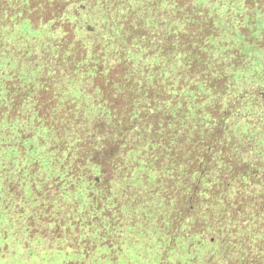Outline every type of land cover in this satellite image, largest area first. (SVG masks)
<instances>
[{
  "label": "trees",
  "instance_id": "trees-1",
  "mask_svg": "<svg viewBox=\"0 0 264 264\" xmlns=\"http://www.w3.org/2000/svg\"><path fill=\"white\" fill-rule=\"evenodd\" d=\"M0 65L20 251L264 264V0H0Z\"/></svg>",
  "mask_w": 264,
  "mask_h": 264
},
{
  "label": "rangeland",
  "instance_id": "rangeland-1",
  "mask_svg": "<svg viewBox=\"0 0 264 264\" xmlns=\"http://www.w3.org/2000/svg\"><path fill=\"white\" fill-rule=\"evenodd\" d=\"M7 68H4L3 65H0V82L2 80H5L7 77H9V72L7 70V72L5 71ZM5 71V72H3ZM2 138L3 139H7L9 138V136L4 133V136L2 135ZM0 138V139H2ZM14 156L13 158H16L17 157V153L14 152ZM14 192L11 191L9 192V194H13ZM12 196L11 199H9V202L10 203H7L6 205L8 206H4L3 209H2V212H6V209L9 210V211H15L14 209V205L15 203L12 201V198H14L15 196L13 195H10ZM1 206V205H0ZM3 206V205H2ZM1 208V207H0ZM2 212H0V215H2ZM9 220L15 224V223H18L17 221V217H15L14 213L13 212H10L9 214ZM8 217V216H7ZM1 219V218H0ZM28 222V221H27ZM123 223V221H121ZM41 224V221L39 222V225ZM32 229V228H31ZM123 231H124V234L122 235V238H123V241L125 239L127 240H134V242L136 243H132V245L130 246V249L131 251L129 252V254L132 256V257H123L122 258V263L121 264H140V263H137V261L139 262V258L136 256V254L140 257L141 256V253L142 255L144 256V252L141 251V244L139 242V239H141V236L140 235H135L134 233H132V230H129V228H127V226H125L123 224ZM5 232L4 231H0V264H45L47 261H43L41 260V258H34V257H38L39 255L40 256H44V257H47L48 254H49V250H46V248H44L43 250H41V252H37L35 251L34 249V245L37 247L39 246H42L41 242L45 241V239L43 238V236L41 235H34L33 237L29 234L27 235L26 237V240L25 241H29L28 242V245L27 246H23V252L19 250V243H16V242H11L10 241V236H4ZM34 240V241H33ZM52 240V243L50 242V250L51 251H54V252H60V250H62V252H65V254H69L71 252V250L73 249L72 247L70 246H67V248L65 249H61L60 248V244H61V240H60V237L55 235L53 238H51ZM26 244V243H25ZM95 245H92L91 248H93L90 253H86L84 255H82V258L84 262H86L87 264H109L108 259L106 258V260H102V254L104 253V250L100 249L98 247V243L96 241H94L93 243ZM127 245V243H126ZM122 243V246H125ZM107 249V248H105ZM56 250V251H55ZM106 252V257H111L109 256V251L105 250ZM141 252V253H140ZM26 254L29 256V258L26 256ZM63 254V258L59 257V256H54L52 255L51 257H56L57 260H58V257L61 258L59 261H62L67 263V264H73V261H72V258H76L78 256H74V254L71 256L70 254L67 256ZM20 255V256H19ZM89 255V257L87 258V256ZM31 256V257H30ZM146 258L143 257V260H145ZM75 261L78 263L77 259H75ZM56 264H58V262H55Z\"/></svg>",
  "mask_w": 264,
  "mask_h": 264
}]
</instances>
